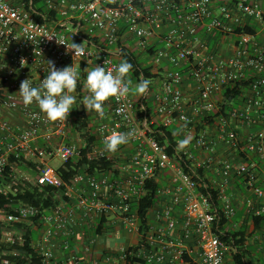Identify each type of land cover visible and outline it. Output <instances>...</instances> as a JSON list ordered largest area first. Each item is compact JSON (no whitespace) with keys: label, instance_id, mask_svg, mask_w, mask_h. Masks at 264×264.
<instances>
[{"label":"built area","instance_id":"1","mask_svg":"<svg viewBox=\"0 0 264 264\" xmlns=\"http://www.w3.org/2000/svg\"><path fill=\"white\" fill-rule=\"evenodd\" d=\"M45 3L47 14L39 20L24 3L0 0V172L10 155H23L39 163L38 183L54 185L56 171L48 160L58 158L63 163L80 156L85 142L79 132L69 133L72 111L67 119L50 121L35 103L25 106L18 92L25 79L31 78L34 86L40 84L49 60L58 69L75 63L84 80V69L94 64L114 71L126 46L143 67L152 68L153 75L165 77L153 98L150 122L174 124L191 136V148L183 150L190 162L185 169L150 134L148 111L142 102L148 100V93L135 98L129 91L119 101L109 98L103 117L91 112L88 122L98 140L93 154L122 160L115 177L111 172L80 175L68 188V200L43 217L45 229L35 247L45 263L228 264L231 258L235 264L237 248L224 241L220 232L221 225L236 214L231 191L234 180L241 178L253 195L245 201L251 213L250 228L252 216L264 212V7L260 1ZM57 38L69 46L85 43L91 55L73 57L74 50L67 51ZM124 39L125 44L119 45ZM144 56L151 63L143 62ZM242 78L249 83L241 90L237 105L211 117L224 100L222 91ZM186 81L193 85V93L187 96ZM85 90V96L89 95ZM73 95L77 98L79 93ZM130 129L135 135L124 144L132 147L129 154L121 146L115 152L107 151L105 136ZM83 179L87 187L79 190L77 184ZM151 180L159 185V200L139 211ZM70 190L76 192L75 204ZM36 212L30 206H20L18 214L0 210V220L19 222ZM101 215L106 217L104 236L86 237L80 228ZM53 238H64L61 245L68 250L64 263L50 246ZM258 239L264 252V232H256L251 240Z\"/></svg>","mask_w":264,"mask_h":264},{"label":"trees","instance_id":"2","mask_svg":"<svg viewBox=\"0 0 264 264\" xmlns=\"http://www.w3.org/2000/svg\"><path fill=\"white\" fill-rule=\"evenodd\" d=\"M16 2V4L24 3L27 9L35 11V17L39 20L42 19V15L47 14L45 0H16ZM246 30L250 31L249 28ZM125 42V39L120 40L119 45L125 44ZM124 59H127L133 65V72L131 77H129L132 84L138 83L141 78H147L151 81L149 85V89H151L153 81L157 78L156 75L152 74V68L143 67L135 52L129 50L126 46L124 47V57L122 60ZM141 74H143V77H141ZM248 83L249 79L242 78L233 87H226L222 91L224 100L218 103V108L211 113V117L224 113V111L237 105L236 100L241 90ZM85 91L83 77L80 73L77 89L74 92H78L79 95L72 109L74 119L71 121L69 133L74 135V133L79 132L85 143L80 149V156L78 158L63 162L55 167L56 184L38 183L37 179L40 174L38 169L39 163L32 162L24 158L23 155L20 157L10 155L8 165L0 172V210L13 214H18L17 210L20 206H30L37 210L36 214L28 219L9 223L12 227L22 232V235L6 238V231L11 228H9V224L0 220V264H46L39 250L35 247V242L45 229L43 217L50 210L55 209L68 200V188L74 184L75 179L80 175L84 177L98 176L102 172H111L114 174L113 177L117 175L118 161L122 159L119 157L107 159L93 154L98 140L94 129L88 122L91 112H88L82 105V97L85 96ZM229 99H232L233 102L227 101ZM142 102L147 107L150 134L165 147L167 153L178 164L187 169L190 166V162L186 160L183 150L177 151V142L180 140L178 135L181 129L172 125H164L159 120L150 122L149 113L154 106L151 108L146 100H142ZM140 103L141 100H137V107L140 106ZM205 120V118L201 119L197 124V130L203 126ZM16 166L32 169L35 172L34 178L29 180L24 178L17 179L14 171ZM198 171L202 172V169ZM158 187L159 185L156 181L151 180L148 182L146 195L139 202V211H144L158 202ZM211 191L213 192V196L216 197V190L211 188ZM250 214L248 213V206L244 204L241 210L236 211L235 216L231 220L225 222L220 227L221 238L237 248V253L233 254L236 264H244L245 258L252 256L253 252L249 248L248 242L254 238L256 232H264V212L252 216V228H250L251 225L249 223ZM239 222L240 225L238 227H232L234 223ZM106 226V217L101 215L91 223H87L80 228V231H85L86 237H100L106 233ZM61 240H64V238ZM71 246H73L72 243ZM72 249L73 247L70 248V250ZM61 250L65 252V255L68 254V250L64 249L62 245Z\"/></svg>","mask_w":264,"mask_h":264},{"label":"clouds","instance_id":"3","mask_svg":"<svg viewBox=\"0 0 264 264\" xmlns=\"http://www.w3.org/2000/svg\"><path fill=\"white\" fill-rule=\"evenodd\" d=\"M48 36V35H46ZM54 36V35H53ZM49 39L52 38L48 36ZM58 40V38H57ZM58 43L66 44L58 40ZM67 51L74 50L73 57H86L91 54L87 51L85 43L77 44L72 42L71 46L66 44ZM25 60H22V64ZM89 63V61H88ZM106 63V62H105ZM49 67L46 69V76L41 79L38 86H34L31 78L25 79L20 84L19 94L25 106L35 103L40 112L44 113L48 120L56 121L67 119L68 114L74 108L76 96L73 93L77 89L80 71L77 70L75 63L58 69L54 62L48 61ZM133 65L127 60L115 66V70L105 66L94 64L89 70L85 68L86 77L83 80L84 87L87 88L89 95L83 97L82 105L88 112H94L100 117L104 116L105 102L109 98L119 101L125 97L129 91L136 95L145 97L149 92L150 79L141 78L134 87L130 89L131 80L129 73ZM135 135V130L127 132L112 131L104 138V147L109 152H115L121 145L128 143L129 139ZM191 136H185L177 142V151L189 145Z\"/></svg>","mask_w":264,"mask_h":264},{"label":"crops","instance_id":"4","mask_svg":"<svg viewBox=\"0 0 264 264\" xmlns=\"http://www.w3.org/2000/svg\"><path fill=\"white\" fill-rule=\"evenodd\" d=\"M11 2L13 3H17L16 0H10ZM260 1L261 5L264 7V0H258ZM165 77H157L153 83H152V88L149 90L148 94L151 96V92L153 91L154 94L152 96V100L154 98V96L158 93L159 89L161 88V85H162V80L164 79ZM156 82V84H154ZM192 84L188 81H186L185 83V86H184V92L186 93V96L187 95H191L193 93V88H192ZM133 96L136 98L138 97V95L136 94H133ZM154 101V100H153ZM155 103V101H154ZM153 111V110H152ZM153 114V113H151ZM123 146V148L125 149L124 150V154H129L132 150V147L130 145H121ZM127 149V150H126ZM121 162V160L118 161V164ZM118 166V165H117ZM78 187L76 188H79L80 189H84L87 187V184H86V181L85 179H83V181H80L79 184H77ZM231 191L233 192V196H234V203H235V207H236V211L237 210H241L242 207L244 206L245 204V201L246 199L248 198H253V195L251 192H249L248 190L245 189V187L242 185V179L241 178H237L236 180H234V183L232 184V187H231ZM71 196H70V200L72 202V204L76 203V197L73 196L76 194V192L72 193V191L70 190V193H69ZM246 205V204H245ZM61 241L60 238H53L52 239V243L50 244L51 247H53V250H54V253H55V256L57 257V259L60 261V263H64L65 262V252L61 250ZM248 245H249V248L252 250V252H254L253 249L255 250H258V251H261L263 254V250L260 248L263 246V243L258 239V240H255V241H252V240H249L248 242ZM263 248V247H262ZM253 256H250V257H246L245 258V262L244 264H256L254 262V259L252 258ZM229 262L228 264H233L230 260L231 258L228 259ZM235 263V262H234ZM236 264V263H235Z\"/></svg>","mask_w":264,"mask_h":264},{"label":"rangeland","instance_id":"5","mask_svg":"<svg viewBox=\"0 0 264 264\" xmlns=\"http://www.w3.org/2000/svg\"><path fill=\"white\" fill-rule=\"evenodd\" d=\"M136 52H137V50H136ZM142 61L143 62H145L146 64H149V63H151V61H150V58H148V57H146V56H144L143 58H142ZM154 84H156V82L154 83ZM135 86V84H132L131 83V88L132 87H134ZM132 94H134L133 92H132ZM151 96H149L148 97V103H149V105H150V107L152 108V106H154V101L152 100V96H153V94H154V92L152 91L151 93ZM151 110H153V109H151ZM172 126H175L174 124H172ZM177 128H179V129H181V132L179 133V135H178V137H179V139H183V138H185V134L183 133L184 132V130H183V128L182 127H177ZM75 136H78L77 134H75ZM79 137V136H78ZM191 148V146H190V144L189 145H187L184 149H190ZM184 149H182V150H184ZM125 149L123 148L122 149V151H124ZM127 150V149H126ZM207 153V152H206ZM206 153H203V154H205L206 155ZM209 153H207V155H208ZM48 163L51 165V166H53V167H56V166H58V165H60L62 162L58 159V158H50L49 160H48ZM14 171H15V174H16V177H17V179H21V178H24V179H33L34 178V176H35V172L34 171H32V169H29V168H24L23 166H16L15 168H14ZM81 181V180H80ZM79 181V182H80ZM79 184V183H78ZM75 191H72V193H74ZM5 215V214H4ZM7 224H9V223H7ZM9 226V228H11V229H8L7 231H6V234H5V237L6 238H10L11 236H14V235H22V232H20V231H18L16 228H14V227H12L10 224L8 225ZM43 233V232H42ZM41 233V234H42ZM251 240V239H250ZM254 250V252H253V254H252V258L254 259V262L256 263V264H264V254L261 252V251H258V250H255V249H253Z\"/></svg>","mask_w":264,"mask_h":264}]
</instances>
